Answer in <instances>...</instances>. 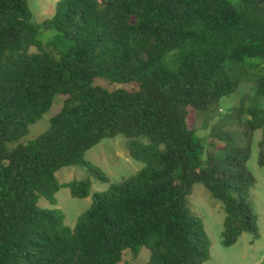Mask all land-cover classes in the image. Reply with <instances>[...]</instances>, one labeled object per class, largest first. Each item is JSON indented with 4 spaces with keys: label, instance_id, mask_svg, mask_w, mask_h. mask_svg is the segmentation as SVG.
<instances>
[{
    "label": "trees",
    "instance_id": "obj_1",
    "mask_svg": "<svg viewBox=\"0 0 264 264\" xmlns=\"http://www.w3.org/2000/svg\"><path fill=\"white\" fill-rule=\"evenodd\" d=\"M44 30L54 34L41 42ZM241 82L264 96V0H57L40 23L28 0H0V264H118L143 247L146 264H202L211 241L188 208L195 183L222 203L224 246L243 232L258 237L246 162L260 129L264 168V108H234L249 117L242 143L211 132L220 154L188 124L189 108L209 111ZM56 94L47 130L16 143ZM118 134L144 164L137 172L92 193L89 178L58 181L61 167L84 166L108 183L85 153ZM61 187L91 195L73 227L59 208L38 205L56 204Z\"/></svg>",
    "mask_w": 264,
    "mask_h": 264
},
{
    "label": "rangeland",
    "instance_id": "obj_2",
    "mask_svg": "<svg viewBox=\"0 0 264 264\" xmlns=\"http://www.w3.org/2000/svg\"><path fill=\"white\" fill-rule=\"evenodd\" d=\"M57 0H28V5L33 13L34 21L42 22L51 17ZM44 30L39 35V40L45 42ZM35 51V49H32ZM95 83L112 89L115 85L105 79H95ZM117 87V86H116ZM252 83L241 82L238 88L228 96L223 97L217 105L209 111H198L189 108V126L196 134L205 138L203 145L215 154H220L218 146L223 145L221 140L210 138L211 132L228 130L236 141L242 143L243 121L247 115L237 116L234 108L241 102L244 105L255 104L264 108V96L255 98ZM245 95V97H244ZM63 95L56 94L51 108L45 112L35 123L29 125L28 133L16 143H25L44 133L50 124V119L56 115L62 105ZM240 118V119H238ZM263 136L262 130L253 133L251 153L246 162L248 170L255 177V184L248 191L247 200L257 213L258 237L248 232H243L231 246H224L221 242L223 231L224 212L222 203L211 197L208 190L201 183H195L188 196V208L195 216L202 219L205 232L211 241L209 258L202 264H264V168L257 162L259 147L258 142ZM207 137V138H206ZM210 139V140H208ZM15 143V144H16ZM125 137L121 134L115 137L104 138L85 153V159L98 166L108 177L109 182L103 183L92 176L84 166H64L55 172L60 183L70 180L89 178L91 193L106 190L110 182L123 176L137 172L144 165L128 154L125 146ZM13 146V145H11ZM56 204L51 205L45 198H40L38 205L45 208H59L64 213V223L73 227L78 215L87 209L91 203V195L85 198L73 197L66 187H61L56 193ZM150 251L143 247L138 256L133 257L129 250H124L122 260L118 264H146Z\"/></svg>",
    "mask_w": 264,
    "mask_h": 264
}]
</instances>
